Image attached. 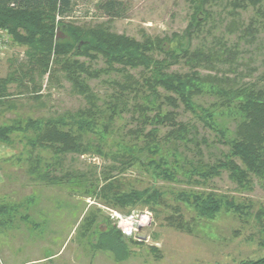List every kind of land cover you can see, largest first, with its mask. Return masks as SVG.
I'll use <instances>...</instances> for the list:
<instances>
[{
	"label": "trees",
	"instance_id": "16d2710c",
	"mask_svg": "<svg viewBox=\"0 0 264 264\" xmlns=\"http://www.w3.org/2000/svg\"><path fill=\"white\" fill-rule=\"evenodd\" d=\"M215 1L189 0L192 13L181 34L162 38L145 36L138 41L112 32L103 24L83 26L64 21L72 11V0H0V28L6 30L11 42L26 47L24 61L10 59V71L0 78V106L8 102V85L12 83L28 87L31 82L32 98L38 100L40 85L36 79L45 75L51 78L55 71L64 74L85 102L75 111L17 118L0 125V144L12 146V135L30 130V135L23 136L31 147L27 157L30 160L28 172L33 178L56 186L83 184V192L119 208L140 205L154 210V206L163 204V191L159 187L125 190L128 183L116 174L126 168L145 169L153 179L179 181L183 178L195 184H206L225 171L240 188L249 187L253 178L264 188V74L259 82L237 86L228 79L204 77L193 69L194 65L212 60L236 65V46L229 48L218 42L219 50L212 46L192 47L202 22L212 14L205 8ZM115 5L116 2L108 1L102 6L114 13ZM233 7L252 9L246 25L249 32L264 23V0H234ZM81 57L89 61L101 57L104 65L92 69ZM181 59L193 68L185 73L171 71ZM130 70H139L138 77ZM113 74L118 75L117 80L111 79ZM102 75L108 76L107 82L112 87L105 99H101L87 81ZM128 97L133 100L131 107L137 114L138 127L124 135L118 131L120 129L115 130L113 123L121 112L128 110V100H125ZM204 97H211L212 101L203 104L199 99ZM179 107L209 129L224 146L226 150L221 151L219 158L211 163L204 161L200 146L207 140L191 137L195 126L178 120ZM189 145H194L196 150L192 157L188 153ZM36 148L51 150L52 160L46 161L35 154ZM90 152L111 159L101 179L96 177L92 182L89 175L63 170L65 155ZM114 170L119 171L113 174ZM175 195L194 215L191 221H186L177 211L167 220L190 232L201 219L212 218L222 206L239 215L247 214L246 209L251 205L249 201L243 205L234 197L214 193L181 190ZM14 207L0 205V216H10ZM0 219V223H6ZM92 223V219L86 222V232ZM126 239L133 240L122 235L116 226H109L99 232L94 244L96 249L124 258L127 256ZM262 244L264 246V242ZM240 264H264V255L242 260Z\"/></svg>",
	"mask_w": 264,
	"mask_h": 264
},
{
	"label": "rangeland",
	"instance_id": "374dc122",
	"mask_svg": "<svg viewBox=\"0 0 264 264\" xmlns=\"http://www.w3.org/2000/svg\"><path fill=\"white\" fill-rule=\"evenodd\" d=\"M72 1V11L64 21L83 26L103 24L112 32L125 34L138 41L145 36L162 38L171 37L174 33L181 34L192 13L189 0ZM108 1L116 2L113 9L115 14L102 6ZM233 1L216 0L206 6L207 12L212 14L202 22L201 31L193 38L192 47L203 45L205 49L212 46L219 50L221 46L218 42L229 48L236 46V65L212 60L194 65L193 68L181 59L171 67V71L185 73L193 68L204 77L217 76L233 81L237 86L260 81L259 78L264 74V23L256 25L249 32L246 25L253 13L252 9L233 7ZM25 50V46L9 41L5 56L0 60V78L10 71V59L24 61ZM80 60L92 69L104 65L101 57L93 61L84 57ZM130 72L138 77L140 71ZM108 79V76L102 75L87 80L101 99L112 92ZM111 79L117 80L118 75L113 74ZM36 82L40 85L38 100L32 98L31 82L28 87L17 86L16 83L8 85V102L0 106V125L9 124L17 118L46 117L75 111L85 105L83 97L74 91L61 72L55 71L51 78L45 75L36 79ZM125 100H128V110L121 112L113 123L115 130L120 129L118 131L124 135L138 127L135 122L137 114L133 113L131 107L133 100L131 97ZM199 101L207 104L212 98L204 97ZM177 114L179 121L195 126L191 137L199 141L201 138L207 140L206 144L200 146L204 161L211 163L219 158L221 151L226 149L216 141L215 135L182 107H179ZM23 134L12 135V146L2 144L5 155L10 156L0 160L3 180L0 184V205L15 207L11 209L12 216H0L6 221L5 224L0 223V264H240L242 260L257 259L264 255V188L258 179L253 178L249 187L240 188L225 171L206 184H195L183 178L179 181L153 179L149 172L140 168H126L119 174V170H114L113 174L117 173L120 179L128 183L125 190H143L155 186L163 191V204L154 206V210L140 205L119 208L102 203L95 195L83 192V184L56 186L33 178L28 172L30 160L27 157L31 147L25 143ZM26 134L30 135L31 131ZM115 137L118 138V134ZM189 149V156L192 157L196 151L194 145H189ZM34 153L46 161H51L53 157L49 149L36 148ZM110 164L109 156L93 152L67 154L62 163L63 170L89 175L92 182L96 177L101 179L102 171ZM181 190L234 197L243 205L247 201L251 205L246 209L247 214L243 212L239 215L222 206L212 218L201 219L190 232L167 220L169 215L177 211L186 221H191L194 215L186 203L176 199L175 194ZM142 212L149 214L150 222L137 229L133 237L126 236L133 238L132 241H124L127 246L126 257L116 258L108 250L96 249L94 243L99 232L115 226L114 213L139 215ZM89 219L93 223L86 232Z\"/></svg>",
	"mask_w": 264,
	"mask_h": 264
},
{
	"label": "built area",
	"instance_id": "2783aa9c",
	"mask_svg": "<svg viewBox=\"0 0 264 264\" xmlns=\"http://www.w3.org/2000/svg\"><path fill=\"white\" fill-rule=\"evenodd\" d=\"M10 37L5 29L0 28V60L5 56L7 45ZM116 228L125 236L133 237L144 225L150 222V216L147 212H142L139 215H124L122 213H114Z\"/></svg>",
	"mask_w": 264,
	"mask_h": 264
},
{
	"label": "crops",
	"instance_id": "0c3cea01",
	"mask_svg": "<svg viewBox=\"0 0 264 264\" xmlns=\"http://www.w3.org/2000/svg\"><path fill=\"white\" fill-rule=\"evenodd\" d=\"M4 146L2 144H0V160L1 159H6L7 156H10V154H8L7 156L5 155L4 151L2 150ZM2 161V160H1ZM2 177H1V174H0V184L2 183Z\"/></svg>",
	"mask_w": 264,
	"mask_h": 264
}]
</instances>
